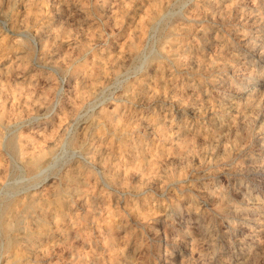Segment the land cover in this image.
Wrapping results in <instances>:
<instances>
[{
	"label": "rangeland",
	"instance_id": "1",
	"mask_svg": "<svg viewBox=\"0 0 264 264\" xmlns=\"http://www.w3.org/2000/svg\"><path fill=\"white\" fill-rule=\"evenodd\" d=\"M0 1V264H264V0Z\"/></svg>",
	"mask_w": 264,
	"mask_h": 264
},
{
	"label": "bare ground",
	"instance_id": "2",
	"mask_svg": "<svg viewBox=\"0 0 264 264\" xmlns=\"http://www.w3.org/2000/svg\"><path fill=\"white\" fill-rule=\"evenodd\" d=\"M7 1H8V0H7ZM18 1H19V0H18ZM45 1H46V0H45ZM71 1H73V0H71ZM206 1H207V0H206ZM206 1H205V2H206ZM0 2H2V1H0ZM10 2H11V1H10ZM10 2L8 1L7 3H10ZM19 2H20V1H19ZM41 2H42V1H41ZM75 2H76V1H75ZM7 3H6V4H7ZM71 3H72V2H71ZM208 3H209V2H208ZM208 3H207V5H208ZM1 4L3 5V3H1ZM46 5H47V4H46ZM253 5H254V4H252V6H253ZM256 5H257V4H256ZM256 5H255V6H256ZM4 6H5V5H4ZM7 6H8V4H7ZM24 6H25V5H24ZM33 6H34V5H33ZM43 6H44V5H43ZM56 6H57V5H56ZM1 7H2V6H1ZM22 7H23V6H22ZM30 7H32V6H30ZM40 7H41V6H40ZM58 7H59V6H58ZM74 7H76V6H74ZM74 7H73V8H74ZM79 7H80V6H79ZM82 7H83V6H82ZM11 8H12V7H11ZM33 8H34V7H33ZM35 8H36V7H35ZM84 8H85V7H84ZM7 9H8V8H7ZM20 9H21V8H20ZM210 9H211V8H210ZM53 10H54V9H53ZM78 10H79V9H78ZM24 11H25V10H24ZM56 11H58V10H56ZM66 12H68V11H66ZM15 13H16V12H15ZM28 13H29V11H28ZM69 13H70V12H69ZM16 14H17V13H16ZM25 14H27V13H25ZM54 14H55V13H54ZM58 14H60V12H59ZM67 14H68V13H67ZM67 14H66V15H67ZM82 14H83V13H82ZM10 15H11V14H10ZM47 15H49V14H47ZM51 15H52V14H51ZM249 15H250V14H249ZM55 16H56V15H55ZM68 16H70V15H68ZM74 16H75V15H74ZM80 16L82 17V15H80ZM84 16H85V15H84ZM87 16H88V14H87ZM246 16L248 17V15H246ZM24 17H25V15H24ZM250 17H251V15H250ZM31 18H32V17H31ZM56 18H57V17H56ZM70 18H71V17H70ZM78 18H79V16H78ZM88 18H89V17H88ZM244 18H245V17H244ZM251 18H252V17H251ZM7 19H8V18H7ZM32 19H33V18H32ZM65 19H66V18H65ZM75 19H76V16H75ZM248 19H249V17H248ZM22 20H23V19H22ZM72 20H73V19H72ZM84 20H85V19H84ZM88 20H89V19H88ZM246 20H247V19H246ZM15 21H16V20H15ZM24 21H25V20H24ZM26 21H27V20H26ZM30 21H31V20H30ZM34 21H35V19H34ZM45 21H46V20H45ZM60 21H61V20H60ZM63 21H64V20H63ZM66 21H67V20H66ZM74 21H75V20H74ZM11 22H12V21H11ZM18 22H19V21H18ZM57 22H58V21H57ZM149 22H150V21H149ZM16 23H17V22H16ZM23 23H24V22H23ZM34 23H35V22H34ZM41 23H42V22H41ZM41 23H39V24H41ZM75 23H76V21H75ZM75 23H74V24H75ZM151 23H153V22H151ZM151 23H150V25H151ZM8 24H9V23H8ZM10 24H11V23H10ZM27 24H28V23H27ZM27 24H26V26H27ZM68 24H69V23H68ZM71 24H73V22H72ZM34 25H35V24H34ZM45 25H46V24H45ZM88 25H89V24H88ZM150 25H149V26H150ZM20 26H21V25H20ZM48 26H49V25H48ZM21 27H23V26H21ZM26 28H27V27H26ZM44 28H45V27H44ZM24 29H25V28H24ZM25 30H28V28L25 29ZM38 30H39V29H38ZM49 30H50V29H49ZM49 30H48V31H49ZM184 30H186V29H184ZM11 31H12V30H11ZM19 31H20V30H19ZM33 31H34V30H33ZM55 31H56V30H55ZM203 31H204V30H203ZM23 32H24V31H23ZM16 33H17V32H16ZM20 33H21V32H20ZM53 33H54V32H53ZM3 34H4V33H3ZM27 34H28V33H27ZM44 34H46V33H44ZM50 35H51V34H50ZM27 36H28V35H27ZM37 36H38V35H37ZM246 36H247V35H246ZM248 36H249V35H248ZM39 38H40V37H39ZM50 38H52V37H50ZM42 39H43V38H42ZM46 39H47V38H46ZM9 40H10V39H9ZM44 40H45V39H44ZM44 40H43V41H44ZM38 41H40V40H38ZM49 41H50V40H49ZM9 42H10V41H9ZM9 42H8V43H9ZM58 42H59V41H58ZM67 42H68V41H67ZM47 43H48V42H47ZM55 43H56V42H55ZM60 43H61V42H60ZM51 44H52V43H51ZM125 44H127V43H125ZM0 45H1V44H0ZM44 45H45V44H44ZM2 46H3V45H2ZM6 46H7V44H6ZM51 46L53 47V45H51ZM129 46H130V44H129ZM17 47H18V46H17ZM122 47L124 48V46H122ZM4 48H6V47H4ZM9 48H10V47H9ZM46 48H47V47H46ZM14 49H15V48H14ZM18 49H19V48H18ZM18 49H17V50H18ZM52 49H53V48H52ZM10 50H11V49H10ZM127 50H128V49H127ZM130 50H131V49H130ZM1 51H2V50H1ZM50 51H51V50H50ZM132 51H133V50H132ZM6 52H7V51H6ZM48 52H49V51H48ZM126 52H127V51H126ZM129 52H130V51H129ZM134 52H135V50H134ZM182 52H183V50H182ZM16 53H17V52H16ZM198 53H199V51H198ZM0 54H1V53H0ZM3 54H4V53H3ZM20 54H21V53H20ZM20 54H19V55H20ZM119 54H121V53H119ZM129 54H130V53H129ZM132 54H133V53H132ZM14 55H15V54H14ZM16 55H17V54H16ZM50 55H51V54H50ZM56 55H57V54H56ZM126 55H127V54H126ZM126 55H125V56H126ZM3 56H4V55H3ZM114 56H115V55H114ZM123 56H124V55H123ZM191 56H192V55H191ZM1 57H2V56H1ZM4 57H5V56H4ZM18 57H19V56H18ZM54 57H55V56H54ZM126 57H127V56H126ZM193 57H194V56H193ZM7 58H8V57H7ZM123 58H124V57H123ZM4 59H5V58H4ZM16 59H17V58H16ZM110 59H111V58H110ZM194 59H195V58H194ZM9 60H10V59H9ZM116 60H118V59H116ZM199 60H200V59H199ZM12 61H14V60H12ZM119 61H120V59H119ZM124 61H125V60H124ZM110 62H111V61H110ZM113 62H114V61H113ZM126 62H127V61H126ZM4 64H5V63H4ZM115 64H116V63H115ZM122 64H123V63H122ZM0 65H1V63H0ZM116 65L118 66V63H117ZM120 65H121V64H120ZM123 65H124V64H123ZM201 65H202V64H201ZM22 66H23V65H22ZM115 67H116V66H115ZM203 68H204V67H203ZM8 69H9V68H8ZM24 71H25V70H24ZM153 71H154V70H153ZM19 72H20V71H19ZM22 72H23V71H22ZM22 72H21V73H22ZM100 72H102V71H100ZM0 73H1V72H0ZM95 74H96V73H95ZM99 74H101V73H99ZM159 74H160V73H159ZM159 74H157V75H159ZM25 75H26V74H25ZM15 76H16V75H15ZM26 76H27V75H26ZM1 77H2V76H1ZM28 77H29V76H28ZM158 77H159V76H158ZM10 78H11V77H10ZM98 79H99V78H98ZM100 79H101V78H100ZM142 79H143V78H142ZM12 80H13V79H12ZM23 81H25V80H23ZM23 81H22V82H23ZM33 81H34V80H33ZM146 81H147V80H146ZM149 81H150V80H149ZM7 82H8V81H7ZM9 83H10V82H9ZM151 83H152V82H151ZM0 84H1V83H0ZM92 84H93V83H92ZM99 84H100V83H99ZM2 85H3V83H2ZM6 85H7V84H6ZM29 85H30V84H29ZM32 85H33V84H32ZM32 85H31V86H32ZM137 85H138V84H137ZM141 85H142V84H141ZM87 86H88V85H87ZM92 86H93V85H92ZM146 86H147V85H146ZM28 87H29V86H28ZM1 88H2V87H1ZM26 88H27V87H26ZM29 88H30V87H29ZM33 88H35V87H33ZM142 88H144V86H143ZM149 88H150V86H149ZM134 89H135V88H134ZM140 89H141V88H140ZM242 92H244V91H242ZM141 94H142V93H141ZM133 95H134V94H133ZM138 95H139V94H138ZM144 95H145V94H144ZM144 95H143V96H144ZM148 95H149V94H148ZM176 95H177V94H176ZM176 95H175V96H176ZM177 96H178V95H177ZM132 97H133V96H132ZM137 97H138V96H137ZM142 98H143V97H142ZM171 98H172V97H171ZM234 98H235V97H234ZM144 99H145V98H144ZM150 99H151V98H150ZM175 99H176V97H175ZM138 100H139V99H138ZM140 100H141V98H140ZM153 100H154V99H153ZM176 100H177V99H176ZM178 100H179V99H178ZM228 100H229V99H228ZM231 100H232V99H231ZM236 100H237V99H236ZM257 100H258V99H257ZM257 100H256V101H257ZM140 102L142 103V101H140ZM140 102H139V103H140ZM143 102H144V100H143ZM149 102H150V101H149ZM151 102H152V101H151ZM176 102H177V101H176ZM227 102H229V101H227ZM227 102H226V103H227ZM230 102H231V101H230ZM146 103H147V102H146ZM183 103H184V102H183ZM189 103H191V102L189 101ZM253 103H254V102H253ZM40 104H41V103H40ZM108 104H109V103H108ZM218 104H219V103H218ZM143 105H144V104H143ZM189 105H190V104H189ZM191 105H192V104H191ZM229 105H231V103H230ZM232 105H233V102H232ZM237 105H238V104H237ZM37 106H38V105H37ZM179 106H180V105H179ZM181 106H182V105H181ZM252 106H254V105L252 104ZM255 106H256V105H255ZM105 107H106V106H105ZM194 107H195V106H194ZM219 107H220V106H219ZM112 108H113V107H112ZM115 108H116V107H115ZM188 108H189V107H188ZM213 108H214V107H213ZM223 108H224V107H223ZM228 108H230V107H228ZM231 108H232V107H231ZM247 108H248V107H247ZM132 109H133V108H132ZM144 109H145V108H144ZM195 109H196V108H195ZM233 109H234V108H233ZM233 109H232V110H233ZM251 109H253V107H252ZM106 110H107V109H106ZM193 110H194V109H193ZM218 110H219V109H218ZM229 110H230V109H229ZM103 111H104V110H103ZM145 112H146V111H145ZM227 112H228V111H227ZM233 112H234V111H233ZM245 112H247V110H246ZM108 113H109V111L107 112V114H108ZM114 113H115V112H114ZM143 113H144V111H143ZM199 113H200V112H199ZM101 114H102V111H101ZM107 114L105 113V114H103V115L107 116ZM103 115H102L101 117H103ZM125 115H126V114H125ZM125 115H124V116H125ZM128 115H129V114H128ZM147 115H148V113H147ZM108 116H109V115H108ZM129 116H130V115H129ZM137 116H138V115H137ZM139 116H140V115H139ZM141 116H142V113H141ZM121 117H122V116H121ZM135 117H136V116H135ZM135 117H134V118H135ZM105 118H106V117H105ZM109 118H110V117H109ZM111 118H112V117H111ZM130 118H131V117H130ZM160 118H161V117H160ZM226 118H227V117H226ZM163 119H164V118H163ZM229 119H230V118H229ZM109 120H111V119H109ZM131 120H132V119H131ZM149 120H151L150 117H149ZM91 121H92V120H91ZM91 121H90V122H91ZM134 121H135V120H134ZM167 121H168V120H167ZM219 121H220V120H219ZM98 122H99V121H98ZM101 122H102V121H101ZM108 122H109V121H108ZM135 122H136V121H135ZM217 122H218V121H217ZM221 122H222V121H221ZM99 123H100V122H99ZM133 123H134V122H133ZM233 123H235V121H234ZM86 124H87V123H86ZM96 124H97V123H96ZM100 124H101V123H100ZM137 124H138V123H137ZM137 124H136V125H137ZM144 124H145V123H144ZM146 124H147V123H146ZM162 124H163V123H162ZM164 124H165V123H164ZM140 125H141V124H140ZM142 125H143V124H142ZM147 125H148V124H147ZM147 125H146V126H147ZM212 125H213V124H212ZM212 125H210V126H212ZM220 125H221V124H220ZM229 125H230V124H229ZM232 125H233V124H232ZM99 126H100V125H99ZM144 126H145V125H144ZM160 126H161V125H160ZM167 126H168V124H167ZM167 126H166V127H167ZM221 126H222V125H221ZM230 126H231V125H230ZM230 126H229V127H230ZM84 127H85V126H84ZM150 127H151V126H150ZM155 127H156V126H155ZM170 127H171V126H170ZM172 127H173V126H172ZM218 127H219V125H218ZM227 127H228V126H227ZM227 127H226V128H227ZM92 128H93V127H92ZM92 128H91V131H93ZM94 128H95V126H94ZM160 128H161V127H160ZM179 128H180V126H179ZM216 128H217V127H216ZM88 129H89V128H88ZM163 129H164V128H163ZM174 129H176V128H174ZM177 129H178V128H177ZM140 130H141V129H140ZM147 130H148V129H147ZM147 130H145V131H147ZM182 130H184V129H182ZM82 131H83V130H82ZM145 131H144V132H145ZM150 131H151V130H150ZM156 131H157V130H156ZM192 131H193V130H192ZM209 131H210V130H209ZM157 132H158V131H157ZM174 132H175V131H174ZM189 132H190V131H189ZM102 133H103V132H102ZM124 133H126V132H124ZM172 133H173V132H172ZM176 133H177V132H176ZM182 133H183V132H182ZM185 133H186V132H185ZM185 133H184V134H185ZM190 133H191V132H190ZM222 133H223V132H222ZM222 133H221V134H222ZM91 134H92V133H91ZM120 134H121V133H120ZM162 134H163V133H162ZM166 134H167V133H166ZM177 134H179V133H177ZM187 134H188V133H187ZM217 134H218V133H217ZM52 135H53V134H52ZM117 135H118V134H117ZM122 135H123V134H122ZM122 135H121V136H122ZM148 135H149V133H148ZM194 135H195V134H194ZM208 135H209V134H208ZM263 135H264V134H263ZM88 136H89V135H88ZM99 136H100V135H99ZM176 136H177V135H176ZM178 136H179V135H178ZM189 136H190V135H189ZM100 137H101V136H100ZM100 137H99V138H100ZM179 137H180V136H179ZM182 137H183V136H182ZM85 138H86V137H85ZM85 138H84V139H85ZM89 138H90V137H89ZM89 138H88V140H89ZM123 138H124V137H123ZM123 138H122V139H123ZM126 138H127V137H126ZM184 138H185V137H184ZM211 138H212V137H211ZM114 139H115V138H114ZM116 139H117V138H116ZM122 139H121V140H122ZM127 139H128V138H127ZM165 139H166V137H165ZM169 139H170V138H169ZM196 139H197V138H196ZM209 139H210V138H209ZM108 140H109V138H108ZM111 140H112V139H111ZM142 140H143V139H142ZM170 140H171V139H170ZM173 140H174V139H173ZM176 140H177V139H176ZM181 140H182V139H181ZM192 140H194V139H192ZM89 141H90V140H89ZM130 141H131V140H130ZM133 141H134V140H133ZM174 141H175V140H174ZM174 141H173V142H174ZM107 142H108V141H107ZM109 142H110V141H109ZM109 142H108V143H109ZM116 142H117V140H116ZM131 142H132V141H131ZM188 142H189V141H188ZM88 143H89V142H88ZM104 143H105V142H104ZM104 143H103V144H104ZM259 143H260V142H259ZM126 144H127V143H126ZM126 144H125V145H126ZM128 144H131V143H128ZM186 144H187V143H186ZM194 144H195V143H194ZM90 145H92V144H90ZM108 145H109V144H108ZM176 145H177V144H176ZM176 145H175V146H176ZM189 145H190V144H189ZM258 145H259V144H258ZM84 146H85V145H84ZM92 146H93V145H92ZM97 146H98V145H97ZM115 147L117 148V146H115ZM119 147H120V146H119ZM119 147H118V148H119ZM122 147H123V146H122ZM129 147H130V146H129ZM87 148H88V147H87ZM102 148H103V147H102ZM107 148H108V147H107ZM127 148H128V147H127ZM187 148H188V147H187ZM131 149H132V148H131ZM179 149H180V148H179ZM179 149H178V150H179ZM248 149H250V148H248ZM93 150H94V149H93ZM125 150H126V149H125ZM127 150H128V149H127ZM130 151H131V150H130ZM91 152H92V151H91ZM96 153H98V152H96ZM103 153H104V152H103ZM103 153H102V154H103ZM108 153H109V152H108ZM91 154H92V153H91ZM131 154H132V153H131ZM135 154H136V153H135ZM125 156H126V155H125ZM99 157H100V156H99ZM102 157H103V156H102ZM109 157H110V156H109ZM141 157H142V156H141ZM127 159H128V158H127ZM135 159H136V158H135ZM135 159H134V160H135ZM137 159H138V158H137ZM153 159H154V158H153ZM100 161H101V160H100ZM105 161H107V160H105ZM153 161H154V160H153ZM138 162H139V161H138ZM150 162H151V161H150ZM262 162H264V161H262ZM142 163H143V162H142ZM145 163H146V162H145ZM151 163H152V162H151ZM153 164H154V163H153ZM247 164H248V163H247ZM78 165H79V164H78ZM249 165H250V164H249ZM251 165H252V164H251ZM73 166H74V165H73ZM258 166H260V164H259ZM68 167H69V166H68ZM146 167H148V165H147ZM71 168H72V166H71ZM71 168L69 167V169H71ZM76 168H77V167H76ZM141 168H142V167H141ZM150 168H151V167H150ZM66 169H67V168H66ZM79 169H80V168H79ZM152 169H153V168H152ZM250 169H251V168H250ZM257 169H258V168H257ZM77 170H78V169H77ZM116 170H117V169H116ZM145 170H146V169H145ZM253 170H254V169H253ZM146 171H147V170H146ZM63 172H65V171H63ZM77 172H78V171H77ZM79 172H80V171H79ZM84 172H85V171H84ZM65 173H66V172H65ZM80 173H81V172H80ZM118 173H119V172H118ZM133 173H134V172H133ZM138 173H139V172H138ZM67 174H68V173H67ZM121 174H122V172H121ZM134 174H135V173H134ZM63 175H64V174H63ZM73 175H75V174H73ZM78 175H79V174H78ZM78 175H77V176H78ZM135 176H136V175H135ZM135 176H134V177H135ZM81 177H82V176H81ZM67 178H68V177H67ZM59 179H61V178H59ZM65 179H66V178H65ZM80 179H81V178H80ZM57 181H58V180H57ZM76 181H77V180H76ZM84 181H85V180H84ZM59 182H60V181H59ZM67 182H68V181H67ZM51 183H52V182H51ZM51 183H50V184H51ZM53 183H55V181H54ZM64 183H65V182H64ZM79 183H80V182H79ZM55 184H56V183H55ZM72 184H73V183H72ZM76 184H77V183H76ZM81 184H82V183H81ZM62 185H64V184L62 183ZM67 185H68V184H67ZM82 185H83V184H82ZM69 186H71V185H69ZM55 187H56V186H55ZM57 187H58V186H57ZM64 187H65V186H64ZM72 187H73V186H72ZM68 188H69V187H68ZM50 189H51V188H50ZM55 189H56V188H55ZM77 189L79 190L78 187H77ZM59 190H60V189H59ZM59 190H58V191H59ZM47 191H48V190H47ZM68 191H69V189H68ZM63 192H64V191H63ZM65 192H66V191H65ZM70 192H73V191H70ZM43 193H44V192H43ZM57 193H58V192H57ZM54 194H55V193H54ZM55 195H56V194H55ZM39 196H40V195H39ZM48 196H49V195H48ZM58 199H59V198H58ZM61 200H62V199H61ZM224 200H225V199H224ZM43 201H44V200H43ZM46 202H47V201H46ZM46 202H45V203H46ZM56 202H58V201H56ZM226 202H227V201H226ZM228 202H229V201H228ZM252 202H253V201H252ZM254 203H255V202H254ZM226 204H227V203H226ZM229 204H230V203H229ZM240 204H242V203H240ZM249 204H250V203H249ZM61 205H62V204H61ZM243 205H244V204H243ZM41 207H42V206H41ZM51 207H53V206L51 205ZM51 207H50V209H51ZM67 207H68V206H67ZM42 208H43V207H42ZM61 208H62V207H61ZM86 208H87V207H86ZM86 208H85V209H86ZM232 208H233V206H232ZM254 208H255V207H254ZM43 209H44V208H43ZM50 209H49V210H50ZM127 209H128V208H127ZM129 209H130V208H129ZM228 209H229V208H228ZM67 210H68V208H67ZM44 211H45V210H44ZM49 212H50V211H49ZM54 212H55V211H54ZM61 212H62V211H61ZM224 212H225V211H224ZM47 214H48V213L46 212V215H47ZM63 214H64V212L62 213V215H63ZM42 215H43V214H42ZM48 215H49V214H48ZM242 215H243V214H242ZM230 216H231V215H230ZM254 216H255V215H254ZM40 217H41V216H40ZM44 217H45V216H44ZM56 217H57V216H56ZM234 217H235V216H234ZM256 217H257V216H256ZM35 218H36V217H35ZM41 218H42V217H41ZM51 218L53 219V217H51ZM54 218H55V217H54ZM243 218H244V217H243ZM245 218H247V217H245ZM257 218H258V217H257ZM43 219H44V218H43ZM48 219H49V218H48ZM59 219H60V218H59ZM61 219H62V218H61ZM253 219H254V218H253ZM247 220H248V219H247ZM39 221H40V220H39ZM56 221H58V220L56 219L55 222H56ZM135 221H136V220H135ZM258 221H260V220H258ZM46 222H47V220H46ZM131 222H132V221H131ZM34 223H35V222H34ZM43 223H44V222H43ZM76 223H77V222H76ZM254 223H255V222H254ZM260 223H261V221H260ZM35 224H36V223H35ZM47 224H48V223H46V225H47ZM33 226H34V225H33ZM74 226H75V224H74ZM30 227H31V226H30ZM35 227H36V226H35ZM40 227H41V225H40ZM204 228H205V227H204ZM239 228H240V227H239ZM79 229H80V228H79ZM79 229H78V230H79ZM72 230H73V228H72ZM74 230H75V229H74ZM110 230H111V229H110ZM198 230H199V229H198ZM34 231H35V230H34ZM41 231H42V229H41ZM129 231H130V230H129ZM42 232H43V231H42ZM44 233H45V232H44ZM34 234H35V233H34ZM38 234H39V233H38ZM22 235H23V234H22ZM30 235H31V234H30ZM25 236H26V235H25ZM36 236H38V235H36ZM83 236H84V235H83ZM200 237H201V236H200ZM21 238H22V237H21ZM31 238H32V237H31ZM27 239H28V237H27ZM29 239H30V238H29ZM199 239H200V238H199ZM19 240H20V239H19ZM19 240H18V241H19ZM21 241H22V240H21ZM23 241H24V239H23ZM26 241H27V240H26ZM65 241H66V240H65ZM197 242H198V241H197ZM17 243H18V242H17ZM17 243H16V244H17ZM19 243H20V242H19ZM32 243H33V242H32ZM83 243H84V242H83ZM85 243H87V242L85 241ZM66 244H67V243H66ZM51 246H52V245H51ZM54 246H55V245H54ZM195 246H196V245H195ZM200 246H201V245H200ZM22 247H23V246H22ZM26 247H27V246H26ZM24 248H25V246H24ZM49 248H50V247H49ZM55 248H56V246H55ZM143 249H144V248H143ZM205 249H206V248H205ZM34 250H35V249H34ZM208 250H209V249H208ZM39 251H40V250H39ZM50 251H51V250H50ZM52 251H53V250H52ZM15 252H16V251H15ZM209 252H210V251H209ZM27 253H28V252H27ZM192 253H193V252H192ZM20 254H21V253H20ZM52 254H53V253H52ZM136 254H137V253H136ZM246 254H248V253H246ZM26 255H27V254H26ZM210 255H211V254H210ZM244 255H245V254H244ZM27 256H28V255H27ZM29 256H30V255H29ZM31 256H32V255H31ZM38 256H39V255H38ZM44 256H45V255H44ZM249 256H250V255H249ZM22 257H23V256H22ZM25 257H26V256H25ZM45 257H46V256H45ZM260 257H261V256H260ZM26 258H27V257H26ZM32 258H33V257H32ZM35 258H36V255H35ZM46 258H47V257H46ZM18 259H19V258H18ZM33 259H34V258H33ZM36 259H37V258H36ZM36 259H35V260H36ZM261 259L263 260V258H261ZM19 260H20V259H19ZM30 260H31V259H30ZM245 260H246V259H245ZM259 260H260V259H259ZM262 260H261V261H262ZM32 261H33V260H32ZM238 261H239V260H238ZM242 261H244V260H242ZM240 262H241V261H240ZM259 262H260V261H259ZM228 264H229V263H228ZM250 264H252V263H250ZM259 264H260V263H259Z\"/></svg>",
	"mask_w": 264,
	"mask_h": 264
}]
</instances>
